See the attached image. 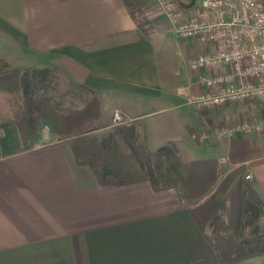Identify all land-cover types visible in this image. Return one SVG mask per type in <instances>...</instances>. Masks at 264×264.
<instances>
[{"label": "crops", "instance_id": "crops-1", "mask_svg": "<svg viewBox=\"0 0 264 264\" xmlns=\"http://www.w3.org/2000/svg\"><path fill=\"white\" fill-rule=\"evenodd\" d=\"M159 11L148 0L140 27L123 0H0V60L56 67L99 94L101 109L109 100L134 121L162 112L141 122L149 149L172 141L185 161L214 160L219 179L241 166L264 202V131L219 132L264 115V97L185 104L203 89L187 61L207 47L180 38L171 45ZM180 11L196 14L193 6ZM18 133L0 121V264H264V252L222 263L205 231L207 209L181 203L174 188L99 184L66 142Z\"/></svg>", "mask_w": 264, "mask_h": 264}, {"label": "trees", "instance_id": "trees-1", "mask_svg": "<svg viewBox=\"0 0 264 264\" xmlns=\"http://www.w3.org/2000/svg\"><path fill=\"white\" fill-rule=\"evenodd\" d=\"M147 2L123 0L140 27ZM101 103L99 94L56 67H9L0 60V105L12 112L6 121L16 125L22 141L31 138L29 114L38 110L51 135L70 146L76 163L88 166L97 183L145 180L154 190L174 188L181 203L205 207L210 243L222 263L264 252V202L241 166L219 179L214 160L185 161L172 141L151 150L140 121L108 127Z\"/></svg>", "mask_w": 264, "mask_h": 264}, {"label": "built area", "instance_id": "built-area-1", "mask_svg": "<svg viewBox=\"0 0 264 264\" xmlns=\"http://www.w3.org/2000/svg\"><path fill=\"white\" fill-rule=\"evenodd\" d=\"M173 37L195 40L206 46L188 59L202 90L189 94L185 104L218 107L264 97V3L262 0H199L196 14L181 18L174 0H153ZM211 48H208L210 47ZM225 66L222 73L206 74L211 67ZM112 125L134 121L119 109H113ZM264 131V115L223 125L219 132L251 134ZM38 143L49 141L42 132ZM205 137V135H202ZM37 144V143H36ZM251 179L247 171L243 176Z\"/></svg>", "mask_w": 264, "mask_h": 264}, {"label": "rangeland", "instance_id": "rangeland-1", "mask_svg": "<svg viewBox=\"0 0 264 264\" xmlns=\"http://www.w3.org/2000/svg\"><path fill=\"white\" fill-rule=\"evenodd\" d=\"M197 0H174V2L177 4V10L180 11L181 8H188V7H192L193 9H196V7H194L195 3ZM181 13V11H180ZM181 18H185L182 16V14H180ZM166 22L163 20L162 18V30H165L163 32H167V37H168V41L169 43L172 45V42L175 41H179L180 39H178L177 37H173V34L170 30V27L165 24ZM145 24V23H144ZM142 24V25H144ZM105 105V106H104ZM103 105V109H102V117L104 120H106V122L108 123V127L111 126V117L112 116V112H113V108L116 107L114 106L111 101L107 100L106 103ZM5 106L0 105V121H5L7 119L8 116H10L12 114L11 111L5 112V109H3ZM149 110V109H148ZM162 112H155L153 113V115H148L146 118L143 117H139L137 119V121L140 122H150V121H159V119L162 117ZM30 117V121H31V129L33 130V132H35V134H38V136H40L41 138V134L42 132H45L48 134L49 140L52 139L50 131H51V124L48 120H45V118L43 117V113H40L38 110L33 111V113L29 114ZM8 121V120H7ZM134 121H132L131 123H133ZM129 124V123H128ZM205 231L210 232V225L206 224V229Z\"/></svg>", "mask_w": 264, "mask_h": 264}]
</instances>
